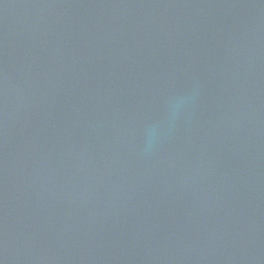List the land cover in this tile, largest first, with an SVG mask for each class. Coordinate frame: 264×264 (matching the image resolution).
I'll use <instances>...</instances> for the list:
<instances>
[{
  "label": "water",
  "instance_id": "95a60500",
  "mask_svg": "<svg viewBox=\"0 0 264 264\" xmlns=\"http://www.w3.org/2000/svg\"><path fill=\"white\" fill-rule=\"evenodd\" d=\"M0 261L264 264V0H0Z\"/></svg>",
  "mask_w": 264,
  "mask_h": 264
},
{
  "label": "clouds",
  "instance_id": "9594fccd",
  "mask_svg": "<svg viewBox=\"0 0 264 264\" xmlns=\"http://www.w3.org/2000/svg\"><path fill=\"white\" fill-rule=\"evenodd\" d=\"M184 103H185V98L178 96L174 98L170 107L173 111H175L178 110ZM156 132H157L156 126H150L146 129L145 136H146V141L148 143H151V141L154 139Z\"/></svg>",
  "mask_w": 264,
  "mask_h": 264
},
{
  "label": "snow or ice",
  "instance_id": "6c2138e0",
  "mask_svg": "<svg viewBox=\"0 0 264 264\" xmlns=\"http://www.w3.org/2000/svg\"><path fill=\"white\" fill-rule=\"evenodd\" d=\"M0 264H3V262H2V261H0Z\"/></svg>",
  "mask_w": 264,
  "mask_h": 264
}]
</instances>
